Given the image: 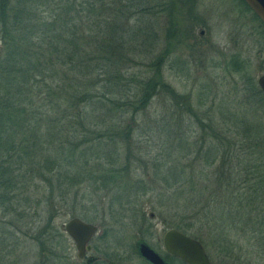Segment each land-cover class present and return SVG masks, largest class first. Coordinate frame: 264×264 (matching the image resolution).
Masks as SVG:
<instances>
[{
  "label": "rangeland",
  "instance_id": "rangeland-1",
  "mask_svg": "<svg viewBox=\"0 0 264 264\" xmlns=\"http://www.w3.org/2000/svg\"><path fill=\"white\" fill-rule=\"evenodd\" d=\"M119 1L129 5L123 16L129 13L130 20L121 24L124 31L118 30V36L127 40L122 45L127 52L120 45L117 49L133 60L117 66L124 77L117 82V98L124 103L132 101L134 93L141 95V84L153 70L147 64L161 50L165 59L160 72L170 89L150 91V101L138 111L130 107L123 111L120 106L125 109L126 105L118 106L117 101V111L101 124L106 134L105 127L115 124L113 142L102 146L100 164H89L88 174L78 184L62 175L63 185L58 186L61 169L42 167L46 144L40 150L41 159L38 156L40 160L35 158L30 165L17 158V142L13 149L0 145V264H86L76 257L74 242L64 229L73 217L98 226L91 240V255L99 258L98 264H144L135 252L136 238L144 237L162 250L157 235L167 227L186 229L191 224L188 234L195 237L194 229L201 226L195 215L183 209L189 199L196 202L194 209L200 208L203 202L195 190L206 196L215 188L203 191L206 181L196 173L205 165L207 179H215L223 166V137L214 139L213 130L235 138L237 150L241 144L247 146L244 126L234 121L245 114L254 124L261 120L264 134V102L254 104L257 98H250L247 90L253 85L258 91V77L264 74V26L241 0H142L132 8L133 0ZM99 2L93 0L96 5ZM103 2L112 5L109 0ZM82 30L88 32V28ZM118 125L121 134H127L117 137ZM26 134L34 133L30 129L6 133L2 144ZM209 146L217 148L215 155L206 154ZM113 148L111 166L106 154ZM48 149L55 154V144ZM9 167L15 178L11 184ZM110 167L117 172L114 182L109 178L113 174L103 178V170ZM261 168L264 173V164ZM172 173L174 177L180 173L181 179L171 177ZM132 182L144 187L134 189ZM152 225L156 236L148 232ZM202 244L212 264H220L215 249ZM247 264H264V253L253 256L252 262L248 257Z\"/></svg>",
  "mask_w": 264,
  "mask_h": 264
},
{
  "label": "trees",
  "instance_id": "trees-1",
  "mask_svg": "<svg viewBox=\"0 0 264 264\" xmlns=\"http://www.w3.org/2000/svg\"><path fill=\"white\" fill-rule=\"evenodd\" d=\"M95 1L100 2L96 5L93 0H0V145L13 149L17 142V158L30 165L33 159H41L40 150L46 144L42 167H49L51 171L61 169L58 186L63 185L62 175L72 184L83 182L89 164L100 162L102 146L113 142L115 135V124L105 127L107 134L101 124L117 111V101L118 106L126 105L125 109L120 106L123 111L129 107L138 111L147 106L150 91L164 88L167 92L170 89L160 72L165 59V50H161L147 64L153 70L145 85L141 84V95L134 93L132 101L120 102L117 98L120 84L117 82L124 77L117 66L122 67L133 60L117 49L120 45L127 52L122 47L127 40H123L120 34L118 36V30L124 31L121 24L130 20L129 13L123 16L129 5L121 4L119 0L118 5L117 0H109L113 6H106L103 0ZM141 1L133 0L130 7ZM241 1L251 10L244 0ZM108 11L110 16L105 15ZM149 27L156 26L149 24ZM85 28L88 32L82 30ZM125 29L128 33L129 29ZM247 90L250 98H257L254 104L264 102L259 96L260 89L257 91L255 86L249 85ZM248 102L251 101L248 99ZM250 119L245 114L242 118H234L235 124L244 126L248 138L247 146L241 144L238 150L235 138L213 130L214 139L223 137L220 142L223 166L215 179H207L205 165L196 173L206 181L203 191L210 186L215 188H211L206 196L205 192L195 190L198 200L203 202L200 208L194 209L197 204L193 205L196 202L189 199L183 209L187 214L195 215V221H201L199 229H194V236L215 249L214 257L220 264H247L248 257L252 262L253 256L264 253L263 123L259 120L254 124V119ZM42 128L45 129L43 132ZM117 128V137L127 134H121L120 125ZM29 129L34 133L32 136L26 134L2 144L6 133L18 131L20 134ZM105 136L107 141H103ZM54 144L56 152L52 155L48 148ZM247 148L251 151L249 155ZM114 150L110 149L111 152L106 154L111 166L115 162ZM215 150L217 148L209 146L206 154L215 155ZM224 165L227 168H223ZM10 169L6 171L10 173L11 184L15 178H12L14 171ZM103 172L104 179L113 174L109 178L112 182L117 180L116 169L110 167ZM42 175L49 181L45 174ZM177 176L172 173L171 177L179 180L180 173ZM132 183L134 189L142 185ZM187 226L183 230L188 234L193 225Z\"/></svg>",
  "mask_w": 264,
  "mask_h": 264
},
{
  "label": "water",
  "instance_id": "water-1",
  "mask_svg": "<svg viewBox=\"0 0 264 264\" xmlns=\"http://www.w3.org/2000/svg\"><path fill=\"white\" fill-rule=\"evenodd\" d=\"M244 1L264 23V0ZM257 84L264 94V74L258 77ZM64 229L74 242L76 257L82 259L85 253L91 249L89 242L97 234V226L78 217H73L65 223ZM163 245L169 254L186 264H212L201 241L179 230H167L163 237ZM136 250L142 258L151 264H169L143 240L136 242ZM96 258L94 255L88 256L86 264H92Z\"/></svg>",
  "mask_w": 264,
  "mask_h": 264
},
{
  "label": "flooded vegetation",
  "instance_id": "flooded-vegetation-1",
  "mask_svg": "<svg viewBox=\"0 0 264 264\" xmlns=\"http://www.w3.org/2000/svg\"><path fill=\"white\" fill-rule=\"evenodd\" d=\"M151 217H153V214H151ZM95 225V224H94ZM97 226V225H96ZM97 229H98V226H97ZM169 229H176V230H179L180 232H183L185 234H187L182 228L180 227H177V226H174V227H167L166 229L163 230L162 234L161 235H157V232H156V227L155 226H150L149 229H148V232L150 233V235H157V240H158V244H162V250L160 248H157L155 246H153L152 244H150L144 237H138L136 238L135 242H134V248H135V252L136 254L138 255V257L140 258L141 261H143L144 264H151L150 262L146 261L144 258H142L137 250H136V242L139 241V240H143L145 241L149 246H151L161 257H163L169 264H174V262H179L180 264H183L184 262L182 260H180L179 258L175 257V256H172L171 254H169L165 249H164V245H163V237H164V234L167 230ZM97 233H98V230H97ZM96 235V234H95ZM94 235V236H95ZM189 235V234H188ZM93 236V237H94ZM92 237V239H93ZM195 238V237H194ZM91 239V240H92ZM197 239V238H196ZM91 240L89 242L90 246H91ZM73 241V240H72ZM92 254V246H91V249L89 251H87L85 253V255L83 256L82 259H79L81 261H85L86 262V259L88 256H90ZM97 257V256H96ZM99 258L97 257L96 260H94V262L92 264H94L96 261H98ZM174 261V262H173ZM186 264V263H184Z\"/></svg>",
  "mask_w": 264,
  "mask_h": 264
}]
</instances>
